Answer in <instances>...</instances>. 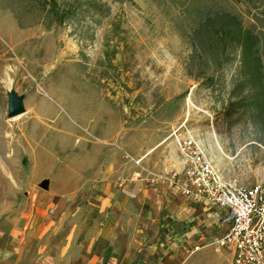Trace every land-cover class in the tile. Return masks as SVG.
<instances>
[{
  "label": "rangeland",
  "instance_id": "rangeland-1",
  "mask_svg": "<svg viewBox=\"0 0 264 264\" xmlns=\"http://www.w3.org/2000/svg\"><path fill=\"white\" fill-rule=\"evenodd\" d=\"M221 12L257 35L254 58L224 48ZM9 90L23 108L12 120ZM42 100L55 117L37 124ZM212 126L223 178L264 187V0H0V209L34 198L39 212L55 197L81 205L106 180L116 190L121 179L170 182L183 167L173 131L208 152ZM138 168L154 181L129 179ZM221 234L211 236L221 251L185 234L180 262L229 264Z\"/></svg>",
  "mask_w": 264,
  "mask_h": 264
},
{
  "label": "crops",
  "instance_id": "crops-1",
  "mask_svg": "<svg viewBox=\"0 0 264 264\" xmlns=\"http://www.w3.org/2000/svg\"><path fill=\"white\" fill-rule=\"evenodd\" d=\"M194 136L217 169L213 158L222 153L212 150V138L210 147L207 140V152L202 140ZM223 179L237 183L236 179ZM238 184L250 185L242 181ZM120 186L116 190L106 180L92 200L70 206L55 197L40 212L36 198L30 203L17 202L12 210L3 203L0 264H183L178 255L187 249V233L196 235L202 248L223 249L211 236L223 234L228 228L231 214L226 207L184 196L167 180L146 188L129 180ZM131 204L138 221L133 226L129 219ZM190 218L194 223L187 231L185 221ZM145 222L151 227L149 233L140 227ZM189 247L198 250L199 244ZM224 247L231 264L232 250Z\"/></svg>",
  "mask_w": 264,
  "mask_h": 264
},
{
  "label": "built area",
  "instance_id": "built-area-1",
  "mask_svg": "<svg viewBox=\"0 0 264 264\" xmlns=\"http://www.w3.org/2000/svg\"><path fill=\"white\" fill-rule=\"evenodd\" d=\"M173 135L183 167L179 173H172L170 183L178 186L184 196L229 210L231 221L218 242L231 248V264H264V187L260 183L242 185L224 180L190 132L176 128ZM140 159L134 160L137 166ZM134 178L154 181L153 177L143 176L139 168L129 179ZM125 182L121 179L118 184Z\"/></svg>",
  "mask_w": 264,
  "mask_h": 264
},
{
  "label": "trees",
  "instance_id": "trees-1",
  "mask_svg": "<svg viewBox=\"0 0 264 264\" xmlns=\"http://www.w3.org/2000/svg\"><path fill=\"white\" fill-rule=\"evenodd\" d=\"M219 16L225 19L221 25L223 40L225 41L224 48L238 49L244 57L254 58V51L258 40L257 35L249 29L244 28L236 15L229 12H221ZM207 21H210V19ZM203 24L207 23L204 22ZM200 28H196V33L194 34H200Z\"/></svg>",
  "mask_w": 264,
  "mask_h": 264
},
{
  "label": "bare ground",
  "instance_id": "bare-ground-1",
  "mask_svg": "<svg viewBox=\"0 0 264 264\" xmlns=\"http://www.w3.org/2000/svg\"><path fill=\"white\" fill-rule=\"evenodd\" d=\"M37 68H38V65H37ZM37 68H35L36 70H37ZM10 82V81H9ZM10 84V83H9ZM8 84V85H9ZM51 96V95H50ZM53 96H54V94H53ZM96 102H97V100H96ZM188 103V108H186V109H190L191 107H193L194 105L190 102V100H188L187 101ZM97 104V103H96ZM97 110V109H96ZM39 117H36L35 119V121H33V122H35V123H37V124H41L42 122V120L40 121V119L42 118V119H44V120H48L49 118H53V116L55 117V115H54V109H53V107H52V105L51 104H48L46 101H44V100H42L41 101V104H40V109H39ZM186 113V112H185ZM98 114H100V111H98ZM17 115H19V114H16V115H14V116H11V119H9V120H12V119H14V118H16L17 117ZM100 116V115H99ZM98 116V117H99ZM99 119V118H98ZM57 120H59V118H57ZM45 121V122H46ZM57 122V121H56ZM55 122V123H56ZM49 123V122H48ZM46 124V128H47V132H51V133H53V132H56L54 129H52V125L50 126L49 124H47V123H45ZM54 124V123H53ZM88 124V123H87ZM94 124V123H93ZM92 124V125H93ZM54 126V125H53ZM88 126V125H87ZM90 126H88V128H89ZM43 128V127H42ZM90 130H91V128H90ZM0 132H1V129H0ZM92 134H93V132H92ZM209 134H210V136H211V138H212V150L213 151H217V152H219V153H223L222 152V147H221V145H220V143H219V141H218V138H217V135H216V132H215V130H214V128H213V126L211 127V129H210V132H209ZM4 136H5V139H6V142H7V144H9L10 143V141H11V139H12V134L10 133V132H8V131H6V133L4 134ZM27 138H23V139H21V138H19V140H24L25 141V143L26 144H29V141H28V143H27V140H26ZM210 140V139H209ZM38 144V143H37ZM1 146V145H0ZM10 147V146H9ZM182 159V158H181ZM223 177V176H222ZM230 182H234V181H230Z\"/></svg>",
  "mask_w": 264,
  "mask_h": 264
},
{
  "label": "water",
  "instance_id": "water-1",
  "mask_svg": "<svg viewBox=\"0 0 264 264\" xmlns=\"http://www.w3.org/2000/svg\"><path fill=\"white\" fill-rule=\"evenodd\" d=\"M7 98H8V102H7L8 116L10 117L14 116L23 110L20 96H17L13 91L9 90L7 93ZM45 185L46 184L43 183L41 186H45Z\"/></svg>",
  "mask_w": 264,
  "mask_h": 264
}]
</instances>
